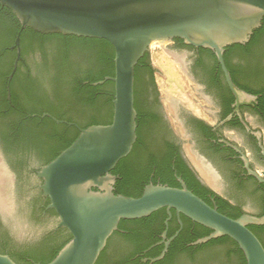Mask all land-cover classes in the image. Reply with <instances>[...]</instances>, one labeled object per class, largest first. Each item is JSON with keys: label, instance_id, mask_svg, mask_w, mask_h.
<instances>
[{"label": "water", "instance_id": "obj_1", "mask_svg": "<svg viewBox=\"0 0 264 264\" xmlns=\"http://www.w3.org/2000/svg\"><path fill=\"white\" fill-rule=\"evenodd\" d=\"M0 4L21 25L14 45L17 60L9 81L22 60L21 32L26 28L43 35L102 39L114 48V77L93 84L114 83L111 124L80 130L78 138L37 175L43 181L40 190L49 199V208L58 216V228L66 229L72 236L48 264H96L122 220L146 218L161 209H166L169 218L174 210L177 216L183 215L211 230L194 246L227 236L237 243L246 264H264V246L248 228L264 225V217L244 214L232 219L190 191L181 178L180 187L149 184L138 198L116 195L117 177L112 174L137 140L135 69L150 50L158 70L157 84L166 103L176 98L187 104L201 103L192 82L164 50L173 39L214 52L237 98V106L255 100L233 83L224 53L229 46L248 43L262 26L264 0H0ZM250 174L264 182L256 172ZM202 175L209 181L206 174ZM8 183L0 163V197L4 205L8 203ZM246 208L251 212L259 210L251 203ZM11 214L6 213L8 217ZM177 236L165 244L160 256L145 261L156 263L164 259L170 242ZM0 264L16 262L0 254Z\"/></svg>", "mask_w": 264, "mask_h": 264}, {"label": "flooded vegetation", "instance_id": "obj_2", "mask_svg": "<svg viewBox=\"0 0 264 264\" xmlns=\"http://www.w3.org/2000/svg\"><path fill=\"white\" fill-rule=\"evenodd\" d=\"M11 49L16 50L17 60V48L12 46ZM164 50L192 82L201 103L187 104L177 98L166 103L157 84L158 70L151 59L150 50L143 57L144 63L137 65L135 145L138 157L154 159L158 164L171 158V168L175 172L176 164L180 168L185 167L203 187L211 191L208 197L213 204L216 205V197H220L238 208L241 215L264 217V182L250 174V171L256 172L264 180V57H259L252 50L244 57L230 52L228 63L224 58L233 83L242 92L255 98L249 104L237 106V98L229 88L218 60L215 63L200 48L186 45L180 39L169 41ZM21 58L17 69L19 62L26 64L22 50ZM145 64L153 72V77ZM8 86L7 99L10 101ZM38 116L29 115L32 118ZM41 118L56 119L50 113H44ZM58 121H64L62 124L75 127L79 132L82 130L77 122ZM20 129L16 128V132ZM17 140L12 137L5 143L0 132V163L9 178L8 203L4 205L0 197V231L4 234L0 237V254L9 256L16 263L18 256L25 254L23 259L26 262L43 264L49 260L51 251L64 243L71 234L66 229L58 228V216L49 208L50 201L40 190L43 181L37 175L48 164L44 157L50 144H43L31 135L19 142ZM156 170L157 165L153 166L147 185L153 184ZM202 174H206L209 181ZM175 177L177 181L181 178L176 173ZM156 181L160 185V178ZM248 203L258 206L259 210L249 211L246 208ZM7 212L13 214L8 217ZM175 216L180 227L178 231L168 236L169 230L176 227L175 224H169L174 218L172 213V217L168 216L164 222L165 230L158 235L160 240L137 254L133 260L154 264L145 261L152 259L147 254L161 245L164 250L165 244L176 234L179 236L184 228L182 215ZM174 240L170 242L168 250ZM195 242L189 246H194ZM208 264L216 263L208 261Z\"/></svg>", "mask_w": 264, "mask_h": 264}, {"label": "trees", "instance_id": "obj_3", "mask_svg": "<svg viewBox=\"0 0 264 264\" xmlns=\"http://www.w3.org/2000/svg\"><path fill=\"white\" fill-rule=\"evenodd\" d=\"M20 31L21 25L16 16L0 4L1 138L7 143L12 137L18 139L17 142L28 135L37 137L43 144H50L44 157L49 163L67 149L78 138L80 132L75 127L57 124L50 118H41L44 113H50L57 120L77 122L82 129L111 124L114 83L106 81L99 86L93 84L104 81L107 77H114V48L102 39L61 34L43 35L26 28L21 32L22 57L26 64L19 62V67L9 82L8 77L16 60V50H12L11 47L15 45ZM200 50L215 63L217 62L214 52L202 48ZM252 50H255L259 57H264V19L262 27L254 32L248 44L228 47L224 58L228 63L230 52L244 57ZM141 63H144V58L140 60L139 64ZM145 67L153 77V72L146 64ZM138 70L139 66L135 69L134 97ZM8 85H10V101L7 99ZM31 114L39 116L32 118L29 117ZM18 127L21 129L16 132ZM136 149L137 144L112 172L117 177L114 186L116 195L140 197L148 184L153 166L157 165L154 185H157L156 180L160 178V185L180 187L175 177L176 173L190 191L213 206L208 197L211 191L203 187L188 169L180 168L176 164L175 172L171 168V158L164 159L161 164L155 163L151 158L140 159ZM215 202L220 213L232 219L242 216L238 208L231 206L223 198L216 197ZM172 213L174 218L169 224H175L176 227L169 230V237L180 228L176 222L175 211L172 210ZM167 217L166 209H161L146 218L122 220L119 230L108 240L96 264H143L140 259L133 260V258L160 240L158 235L165 230L164 222ZM181 218L184 223L183 230L170 245L165 258L154 264H208V261L216 264H246L244 254L237 243L227 236L211 240L206 244L189 246L196 240L208 236L211 230L183 215ZM248 228L264 246V225H250ZM3 235L0 231V237ZM71 239L70 236L60 246H56L51 251L49 260L43 264L51 262ZM162 250L163 245L155 247L147 257L156 258ZM24 255H19L16 261L30 264L23 259Z\"/></svg>", "mask_w": 264, "mask_h": 264}]
</instances>
